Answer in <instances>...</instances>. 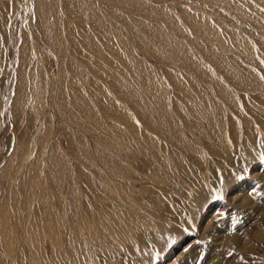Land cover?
<instances>
[{
  "label": "rangeland",
  "instance_id": "1",
  "mask_svg": "<svg viewBox=\"0 0 264 264\" xmlns=\"http://www.w3.org/2000/svg\"><path fill=\"white\" fill-rule=\"evenodd\" d=\"M0 264H264V0H0Z\"/></svg>",
  "mask_w": 264,
  "mask_h": 264
},
{
  "label": "snow or ice",
  "instance_id": "2",
  "mask_svg": "<svg viewBox=\"0 0 264 264\" xmlns=\"http://www.w3.org/2000/svg\"><path fill=\"white\" fill-rule=\"evenodd\" d=\"M185 250H187V249H185Z\"/></svg>",
  "mask_w": 264,
  "mask_h": 264
}]
</instances>
